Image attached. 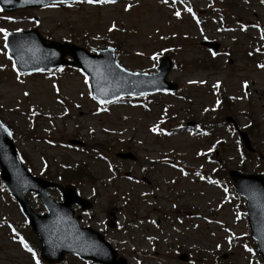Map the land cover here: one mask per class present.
<instances>
[{
  "label": "rangeland",
  "instance_id": "374dc122",
  "mask_svg": "<svg viewBox=\"0 0 264 264\" xmlns=\"http://www.w3.org/2000/svg\"><path fill=\"white\" fill-rule=\"evenodd\" d=\"M224 1L231 5V0ZM190 6L197 15L163 0L0 11V28L8 33L37 29L46 39L72 42L91 52L116 46L119 62L132 72H156L159 58L172 49L169 79L180 85L173 94L101 108L76 69L19 74L0 33V118L14 132L33 175L60 181L65 164L89 167L81 174L84 179L72 180L94 203L87 224L105 231L129 264H261L251 243L241 241L249 232L240 215L245 204L229 187L228 174L264 172V52L251 47L252 39L264 40V30L255 28L264 24V4L236 2L226 12L219 0ZM205 39L220 43L231 56L213 61L201 47ZM226 118L249 135L246 157ZM209 121L215 124L209 134L196 135L186 126ZM70 140L83 142L82 149ZM119 152L134 154L136 162L118 159ZM219 165L227 172L220 171V177L228 179L214 184L208 176ZM52 195L60 199L56 192ZM176 207L183 212V224L168 217ZM110 211L114 230L107 226ZM25 222L0 180V264L40 260L32 258L11 230ZM182 253L189 260L181 261ZM63 264L87 263L67 257Z\"/></svg>",
  "mask_w": 264,
  "mask_h": 264
},
{
  "label": "water",
  "instance_id": "95a60500",
  "mask_svg": "<svg viewBox=\"0 0 264 264\" xmlns=\"http://www.w3.org/2000/svg\"><path fill=\"white\" fill-rule=\"evenodd\" d=\"M18 52L22 57H25L24 59L31 58L39 63L44 64L45 67H54L60 64V62L65 63V55L70 54L74 57L75 49L71 45H57L53 43L50 44L48 48L39 47L36 49H30L23 47ZM53 52L60 53L62 55L60 59H47V57H50ZM113 63L114 55L110 52L109 64ZM169 69L167 70V73ZM166 74L162 76V89H175L176 86L164 84V78ZM93 77L94 81L96 82V77ZM160 82L161 80L157 84H154L158 89L161 88L159 84ZM5 141L6 143L10 142L9 139H6ZM12 151L13 152H11V155L10 153L8 154L7 151L3 154L2 149L0 150L2 179L10 191L16 197H20L24 190L22 187L29 183L30 178L27 171L18 160L15 150ZM233 177H235V181L238 182V190L240 193L246 196L248 199L249 219L253 232V238L259 242L260 251L264 254V176H235L233 174ZM63 192L65 193L66 198H68V204L72 203L73 201H79L75 198L74 192L72 190H63ZM72 197L74 198L72 199ZM20 200L22 203H25L23 199ZM32 223L33 225H37V231L43 243L44 257L45 255H53L52 262L61 261L65 253H76L80 254L81 256L103 261L100 258L101 253H97L95 255L91 254L93 253L91 249L93 248L94 242L91 243V240L93 239L90 238V235L97 237L99 236L91 231H78L75 227V223L69 221L68 218H60L59 212H56L54 218L51 219L45 217L37 221L33 218ZM101 240L102 238L99 237V239H97V244L99 245L100 249H105V251L108 252L109 258H107V262H110L108 264H126L123 259L117 261L116 252L112 251L110 248L108 249V244Z\"/></svg>",
  "mask_w": 264,
  "mask_h": 264
},
{
  "label": "snow or ice",
  "instance_id": "6c2138e0",
  "mask_svg": "<svg viewBox=\"0 0 264 264\" xmlns=\"http://www.w3.org/2000/svg\"><path fill=\"white\" fill-rule=\"evenodd\" d=\"M11 2H12V0H4V3H11ZM58 2H59L60 4H64V3L66 2V0H58ZM83 2L91 5V4H93V3H100V4H103V3H106V2H115V0H83ZM163 2H167V0H163ZM175 2H176V0H173V3H175ZM262 2H264V0H262ZM46 6H55V4H52V5H46ZM189 11H191V10L189 9ZM175 15H176L177 17H179L180 13L177 12V13H175ZM110 30H111V29H110ZM17 31H19V29H18ZM0 33H3V39H4L5 42H6L5 47H7V41H8L9 33H8L5 29H2V28H0ZM9 59H11V57H9ZM117 67H119V65H117ZM261 67H264V65H262ZM121 70L123 71V69H121ZM133 75H134V74H133ZM85 83H87V80L85 81ZM201 83H203V82H201ZM217 86H219V85H217ZM244 87H247V84H246V83H245ZM24 95L27 96L28 93L26 92V93H24ZM93 98L95 99V97H93ZM218 103H219V101H218ZM154 130H155V129H154ZM181 171H183V170H181ZM202 178H203V177H202ZM238 218H239V217H237V219H238ZM20 243H21V245L25 248V250H27L28 252H30V253L32 254V258L35 260V259H36V254L32 251V249L29 248L28 245L25 244L23 240H20ZM246 250H247L249 253L252 252V249H250V248H247ZM36 264H39V261H38V260L36 261Z\"/></svg>",
  "mask_w": 264,
  "mask_h": 264
}]
</instances>
